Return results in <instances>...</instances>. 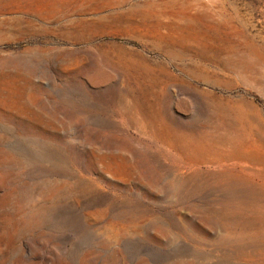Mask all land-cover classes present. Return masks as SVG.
Listing matches in <instances>:
<instances>
[{"label":"rangeland","instance_id":"rangeland-1","mask_svg":"<svg viewBox=\"0 0 264 264\" xmlns=\"http://www.w3.org/2000/svg\"><path fill=\"white\" fill-rule=\"evenodd\" d=\"M0 264H264V0H0Z\"/></svg>","mask_w":264,"mask_h":264}]
</instances>
